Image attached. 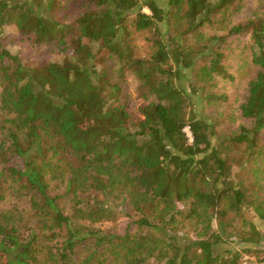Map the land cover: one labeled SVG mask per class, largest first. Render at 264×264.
I'll use <instances>...</instances> for the list:
<instances>
[{
	"label": "trees",
	"instance_id": "obj_1",
	"mask_svg": "<svg viewBox=\"0 0 264 264\" xmlns=\"http://www.w3.org/2000/svg\"><path fill=\"white\" fill-rule=\"evenodd\" d=\"M242 1L0 0V264H238L233 244L264 243L247 216L264 222L255 167L264 147V11L227 32H249L261 68L239 107L250 126L219 133L199 106L221 98L208 87L225 76L224 37L200 30ZM58 13L75 18L64 24ZM127 22L150 34L148 58L135 55ZM12 25L32 48L57 41L68 54L23 63L2 34ZM107 58L145 91L139 123L122 84L108 67L96 70ZM122 216L132 219L122 235L103 228Z\"/></svg>",
	"mask_w": 264,
	"mask_h": 264
},
{
	"label": "rangeland",
	"instance_id": "obj_2",
	"mask_svg": "<svg viewBox=\"0 0 264 264\" xmlns=\"http://www.w3.org/2000/svg\"><path fill=\"white\" fill-rule=\"evenodd\" d=\"M239 9L233 12H229L222 17L215 19V24L212 27L205 26L200 30L205 37H224L221 41L218 51L223 53L221 64L224 66L223 77L217 76L209 91L215 93L217 97H221L215 101V104L208 105L205 100L201 103L200 111L204 114L209 115V120L215 125L217 132L232 133L238 130V127L244 125L250 126V122L243 119L240 116L239 107L245 102L248 95V84L252 79H255L261 68L254 66L251 62V39L249 32L241 33L238 35L228 36V29L233 25H244L249 20H253L254 17L262 18L264 11V0H243L239 3ZM144 12L148 13L147 9H143ZM133 17V15H131ZM55 20L60 22L62 19L65 23H70L75 16L69 15L68 17L63 16L62 13L54 14ZM128 25V36L129 42L134 50L137 57L148 58L151 52V42L148 40L150 34L147 32H135L134 27L127 22ZM166 30L165 26H161V31ZM70 30H68L69 33ZM2 34L6 36L8 42L15 44L10 46L8 49L12 54H18L19 58L23 63L32 64L34 61H49L61 63L65 56L68 54L66 44H61L57 41L51 44L44 45L40 48H32L26 41H19L22 38L19 30L14 26H7L2 28ZM70 38V35L66 36V40ZM218 47L217 45L214 46ZM68 49H70L68 47ZM103 67H108V75L111 77L112 82L119 81L122 85L121 99L126 102L128 111L132 116V121L139 123L142 116L138 113V108L142 103L146 101L144 95V89L138 80L130 73H125L120 76L118 72L117 61L114 58H107L104 60L99 59L96 64V70L100 71ZM187 131V129H186ZM188 135L190 133L187 131ZM258 169V176L261 179V185L264 186V147L258 156L257 163L255 166ZM57 191L55 190L54 193ZM8 201L3 205L6 206ZM19 207L21 209H27L28 204L26 202H20ZM253 222L258 226L260 231L264 235V222L251 217ZM132 219L122 216L116 222L105 223L103 228L111 230L117 234H123L127 227L131 224ZM194 227L187 226L185 231L190 234ZM231 247V246H230ZM233 248L239 250L242 255L238 264H261L264 260V243L259 247L253 246H239L233 244ZM252 249L251 252H244L245 249ZM260 249V253H256V250Z\"/></svg>",
	"mask_w": 264,
	"mask_h": 264
},
{
	"label": "built area",
	"instance_id": "obj_3",
	"mask_svg": "<svg viewBox=\"0 0 264 264\" xmlns=\"http://www.w3.org/2000/svg\"><path fill=\"white\" fill-rule=\"evenodd\" d=\"M187 131H188V130H187ZM187 131H186V132H187Z\"/></svg>",
	"mask_w": 264,
	"mask_h": 264
}]
</instances>
